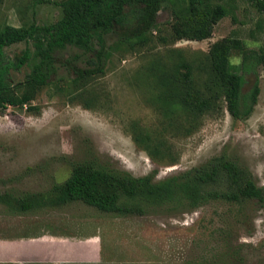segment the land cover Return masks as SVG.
<instances>
[{"label": "rangeland", "instance_id": "1", "mask_svg": "<svg viewBox=\"0 0 264 264\" xmlns=\"http://www.w3.org/2000/svg\"><path fill=\"white\" fill-rule=\"evenodd\" d=\"M214 3L225 5L228 15L212 38L173 43V15L170 5H164L150 44L114 52L105 73L79 94L67 88L70 74L65 63L76 59L78 66L85 67L87 57L75 48L58 53L54 82L31 103L38 107L37 113L27 107L0 109V193L15 199L48 194L71 176L74 166L87 160L98 159L135 177L155 172V180L162 181L223 154L238 161L257 185L264 186V64L257 69L261 92L252 114L235 120L224 105L221 113L205 117L193 134H175L172 142L180 155L178 164L154 162L129 132L134 121L151 131L162 126L150 74L153 65L187 60L197 82H202L207 72L200 67L217 41L238 38L248 48L264 52V13L244 0ZM61 14L60 7L39 0H0V28L33 21L51 24ZM115 41L116 35L108 37V45ZM26 48L34 50L32 44L19 43L5 52L15 60ZM232 63L239 65L241 58L234 57ZM30 72V65L12 71L11 83H23ZM255 78V74L246 75L243 93L250 92ZM53 240L98 241L102 246L96 252L99 260L70 264H264V207L254 202L236 207L214 201L191 211L184 206L144 205L143 212L120 215L82 202L29 212L0 204V264H43L37 262L36 254L20 253Z\"/></svg>", "mask_w": 264, "mask_h": 264}, {"label": "trees", "instance_id": "2", "mask_svg": "<svg viewBox=\"0 0 264 264\" xmlns=\"http://www.w3.org/2000/svg\"><path fill=\"white\" fill-rule=\"evenodd\" d=\"M264 13V0H244ZM61 8L58 21L41 25L0 28V109L27 107L37 113L31 103L36 95L54 82L58 74L57 54L67 49H79L87 57L86 66L68 60L70 74L67 88L79 94L89 82L102 76L114 52L122 47L135 51L151 42L158 31V16L164 5H170L173 23V43L187 40L202 42L212 38L218 23L228 15V9L214 0H39ZM117 41L108 45V37ZM162 42L166 39L161 38ZM264 42V38H263ZM19 43L32 44L15 60L6 55V48ZM78 57V56H76ZM240 57L234 65L232 59ZM264 64V52L248 48L238 38H224L213 43L206 62L200 67L207 72L197 82L193 65L187 60L174 64H156L150 68L156 86L154 101L161 113V128L156 131L140 122L130 124L129 132L135 144L162 166L178 164L180 155L172 140L175 134L189 136L204 118L222 112L224 105L235 120H245L254 111L261 92L257 69ZM24 65L31 72L23 83L13 85L11 73ZM256 78L249 93H243L246 75ZM175 131L176 133L169 134ZM156 173L135 177L98 159L74 166L71 176L55 185L48 194L15 199L0 193V204L13 205L21 212L44 207L82 202L99 211L131 214L144 211V205L184 206L191 211L205 204L220 201L236 207L254 202L264 207V186L255 182L252 173L225 154L206 164L156 181ZM13 198V199H12ZM14 202V204L12 203ZM136 202L135 206L131 203Z\"/></svg>", "mask_w": 264, "mask_h": 264}, {"label": "crops", "instance_id": "3", "mask_svg": "<svg viewBox=\"0 0 264 264\" xmlns=\"http://www.w3.org/2000/svg\"><path fill=\"white\" fill-rule=\"evenodd\" d=\"M94 244H88L86 242H78V244H76L70 241L65 242L60 240H53L47 244L41 242L39 243V246L35 245L32 248L24 249L20 254H36L35 256L39 258L37 262L43 264H70L76 261L94 262L99 260L98 253L102 249V246L98 241H96ZM75 247L77 248L78 252H73V248ZM97 251L98 253L96 254ZM93 255L95 257L97 256V259H95Z\"/></svg>", "mask_w": 264, "mask_h": 264}]
</instances>
